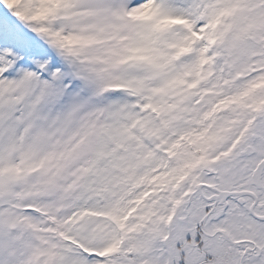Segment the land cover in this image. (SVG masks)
<instances>
[{
    "label": "snow or ice",
    "instance_id": "snow-or-ice-1",
    "mask_svg": "<svg viewBox=\"0 0 264 264\" xmlns=\"http://www.w3.org/2000/svg\"><path fill=\"white\" fill-rule=\"evenodd\" d=\"M0 264H264V0H0Z\"/></svg>",
    "mask_w": 264,
    "mask_h": 264
}]
</instances>
